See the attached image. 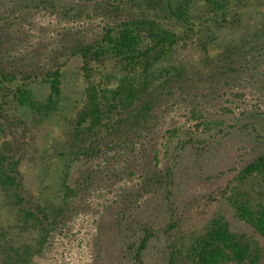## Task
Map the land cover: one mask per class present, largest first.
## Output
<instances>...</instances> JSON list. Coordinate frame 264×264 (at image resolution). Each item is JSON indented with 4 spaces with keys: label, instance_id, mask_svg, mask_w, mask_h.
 <instances>
[{
    "label": "trees",
    "instance_id": "trees-1",
    "mask_svg": "<svg viewBox=\"0 0 264 264\" xmlns=\"http://www.w3.org/2000/svg\"><path fill=\"white\" fill-rule=\"evenodd\" d=\"M39 1L52 7V0ZM95 8L110 24L90 37L69 34L62 64L59 56L44 65L0 55V193L15 220L0 230V264H35L52 228L86 186L71 180L76 162L128 155L151 143L160 104L174 93L264 61V0H125ZM193 50L191 57L180 55ZM73 74L74 98L64 103ZM52 119L59 126L50 146L56 161L49 164L51 152L43 150L37 179L29 184L22 162L32 153L36 131ZM221 125L210 123L209 130ZM251 130L252 156L226 186L223 207L198 226L173 221L171 206L156 219L117 220L119 235L129 229L136 238L137 244L127 243L135 261L142 264L150 241L165 235L164 264H264V135L258 127ZM202 140L193 134L188 143ZM153 158L127 208L147 193L158 196L162 207L173 202L174 167L158 166L156 152ZM45 178L48 192L41 185ZM230 218L250 232L235 228Z\"/></svg>",
    "mask_w": 264,
    "mask_h": 264
},
{
    "label": "rangeland",
    "instance_id": "rangeland-1",
    "mask_svg": "<svg viewBox=\"0 0 264 264\" xmlns=\"http://www.w3.org/2000/svg\"><path fill=\"white\" fill-rule=\"evenodd\" d=\"M113 1L125 0H52L51 8L39 0H1L0 55L4 60L31 59L50 64L63 51L69 34L80 32L90 37L110 24V17L95 7ZM63 6L70 11H63ZM78 8L80 15H76ZM194 52L184 51L180 55L191 57ZM63 61L64 56H59L58 64ZM229 74V78L196 83L193 90L176 92L161 103L151 143L135 146L128 155L111 152L76 162L71 180L78 179L86 186L65 218L52 228L42 252L34 259L35 264H140L128 249L127 243L136 242L134 234L128 229L122 237L116 228L122 215L124 225L133 219L140 222L159 218L162 209L171 206L173 221L184 228H194L222 208L226 186L254 152L251 126L258 127L264 135V61L256 66L243 64ZM75 82L73 74L69 79L71 87L63 91L62 102L74 98ZM210 123L222 124L220 130L210 131ZM58 133L54 119L36 131L32 153L22 162L29 184L37 179V158L43 150L51 152ZM193 134L203 139L199 147L188 143ZM154 152L158 166L174 167L173 202H163L162 207L158 196L147 193L127 208L128 197L140 189L144 170L155 165ZM52 153L49 164L56 161ZM48 183L45 178L42 188ZM230 220L235 228L250 232L246 226ZM13 223V214L4 206L0 193V230L9 228L8 225L11 228ZM132 225L136 226L134 222ZM173 232L175 229L171 231L175 235ZM168 243L165 235L153 238L144 251L142 264H164Z\"/></svg>",
    "mask_w": 264,
    "mask_h": 264
}]
</instances>
